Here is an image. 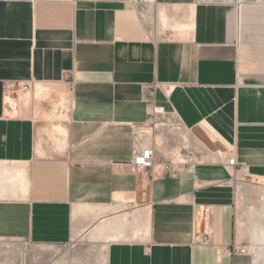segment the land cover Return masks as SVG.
<instances>
[{"label":"crops","instance_id":"obj_1","mask_svg":"<svg viewBox=\"0 0 264 264\" xmlns=\"http://www.w3.org/2000/svg\"><path fill=\"white\" fill-rule=\"evenodd\" d=\"M144 3L0 0V241L86 238L106 264H264V0ZM146 87L176 115L151 142L192 150L196 178L144 184L132 165Z\"/></svg>","mask_w":264,"mask_h":264},{"label":"built area","instance_id":"obj_2","mask_svg":"<svg viewBox=\"0 0 264 264\" xmlns=\"http://www.w3.org/2000/svg\"><path fill=\"white\" fill-rule=\"evenodd\" d=\"M164 39L167 37L164 36ZM32 89L30 83L22 86L21 90L27 92ZM145 95L152 104L149 116L142 128H137L133 141V159L132 165L137 171L144 174V184H148L155 178L161 179H176L182 172H188L196 178V168L199 161L194 152L186 147L176 148L168 156L161 153L156 146L151 142V136L148 132L154 131L159 127L168 126L171 120H175V114L165 113L163 109H159L154 105V88L146 87ZM175 130H181L180 123L176 124ZM223 164L234 170L235 176L238 174L241 177L253 178L249 168L245 164H238L235 155L229 156L223 161ZM209 238L203 237L200 242L207 244ZM224 254L229 255H246L248 251L245 248L239 247H223Z\"/></svg>","mask_w":264,"mask_h":264},{"label":"rangeland","instance_id":"obj_3","mask_svg":"<svg viewBox=\"0 0 264 264\" xmlns=\"http://www.w3.org/2000/svg\"><path fill=\"white\" fill-rule=\"evenodd\" d=\"M128 2L132 5L138 4L140 8L147 5L141 0H128ZM61 100L62 96L58 103ZM162 129L164 128H161V132ZM164 133L167 134L166 131ZM245 204H242V209L246 207ZM241 217L244 218L239 212V219ZM0 264H106V257L104 247L93 244L86 238H79L64 247L8 240L0 241Z\"/></svg>","mask_w":264,"mask_h":264},{"label":"bare ground","instance_id":"obj_4","mask_svg":"<svg viewBox=\"0 0 264 264\" xmlns=\"http://www.w3.org/2000/svg\"><path fill=\"white\" fill-rule=\"evenodd\" d=\"M143 2H147L148 0H141ZM149 135H152L153 138L157 139V141L160 143L161 142V136L160 135H156L153 132H148Z\"/></svg>","mask_w":264,"mask_h":264}]
</instances>
